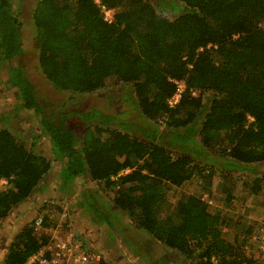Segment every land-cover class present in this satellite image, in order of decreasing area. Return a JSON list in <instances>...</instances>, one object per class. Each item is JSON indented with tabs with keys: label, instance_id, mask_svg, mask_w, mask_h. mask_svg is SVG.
Returning <instances> with one entry per match:
<instances>
[{
	"label": "trees",
	"instance_id": "16d2710c",
	"mask_svg": "<svg viewBox=\"0 0 264 264\" xmlns=\"http://www.w3.org/2000/svg\"><path fill=\"white\" fill-rule=\"evenodd\" d=\"M101 6L113 10L111 22ZM32 24L39 70L56 91L93 94L109 80L131 85L150 127L132 134L130 124L95 109L49 115L22 68L9 66L17 110L37 113L40 133L67 161L68 174L114 193L113 205L176 254L171 259L252 264L224 239V218L201 196L182 194L169 210L168 193L196 176L210 192L216 172L258 171L250 194L264 191V0H38ZM21 26L12 1L0 0V62L22 53ZM173 81L186 88L170 109ZM71 114L87 126L82 137L66 123ZM50 168L0 129V179L8 180L0 219L33 195ZM223 193L230 204L229 189ZM40 242L33 224L24 226L3 264H24Z\"/></svg>",
	"mask_w": 264,
	"mask_h": 264
},
{
	"label": "rangeland",
	"instance_id": "374dc122",
	"mask_svg": "<svg viewBox=\"0 0 264 264\" xmlns=\"http://www.w3.org/2000/svg\"><path fill=\"white\" fill-rule=\"evenodd\" d=\"M11 1L22 25V53L11 62H0V129L4 127L9 129L17 139L25 136L21 139L28 140V143L33 142L35 145L44 143L41 147V154L50 160L57 159V166L56 174L54 173L47 182L39 186L35 196L32 195L25 203L14 208L5 219H0V264H3L9 247L18 232L24 226L33 224L36 216L30 207L36 208L33 206L36 203L34 198L37 196L40 199L37 205L41 207V211L48 209V206L59 210V206L64 205L72 217L77 232L83 240L87 241V245L100 251L101 254L103 253V260L107 264H170L168 259L170 254L167 255L166 249H160L158 258L155 252L143 253L141 249H144L145 246L139 247V244H145L148 239H151V235L132 227L128 218L125 217L126 221H124L122 213L119 214L117 210L110 208L113 204L114 193L106 192L100 185H98L100 189L97 188V191L90 188V191L94 192L93 196L91 192L78 191L81 189V185L77 183L76 179H73L72 175L68 174L70 171L67 169V161L60 156L57 148L54 150L51 148V143L49 144L47 138L42 137L36 119L37 113L29 114L26 111L17 110V104L20 101L16 98L15 88L8 83L7 68L9 66L22 68L26 78L34 87L40 104L44 106V110L49 115H58L60 112L66 114L71 111L82 113L95 109L103 114L114 116L121 123L130 124L132 127L130 133L138 135L136 129L150 127L139 113L132 86H123L114 80H109L105 89L93 94L74 95L56 91L46 81L38 67V53L34 41L35 30L32 24V13L38 0ZM41 115L43 116V114ZM66 123L80 137L87 130L85 122L79 116L69 115ZM114 126L119 125L114 124ZM51 149L54 152H51ZM259 168L260 166H257V170ZM226 174L225 172L214 174L210 192L203 190L197 176L184 183L180 188L172 187L168 193L169 210L174 207L182 194L201 196L202 198L204 195L208 196L212 201V205H208L209 211L220 213L224 218L225 224L220 227L224 239L230 243L234 242L239 250L243 248L245 256L249 259L256 251L255 246L250 243L249 236L244 232L249 226L248 224L255 228L264 220V191H261L258 196L250 194V184L256 178L255 176L245 177L246 172L232 173L231 176H226ZM223 188L229 189L232 196L230 204L226 201V193H223ZM106 205L110 209L106 208L108 209L107 214L103 216L99 213V207H106ZM25 208V214L22 215L21 212ZM87 222L92 227L86 226ZM126 228L128 230L123 234V242L121 246H117L115 243L116 234L122 236L120 231ZM100 231L103 237L100 236ZM96 239L99 240L101 248L95 247ZM170 260L171 264H193L184 262L183 259L172 261L173 259L170 258Z\"/></svg>",
	"mask_w": 264,
	"mask_h": 264
},
{
	"label": "built area",
	"instance_id": "2783aa9c",
	"mask_svg": "<svg viewBox=\"0 0 264 264\" xmlns=\"http://www.w3.org/2000/svg\"><path fill=\"white\" fill-rule=\"evenodd\" d=\"M99 4V0H95ZM104 20L111 22L113 19V10H108L101 6ZM176 86L174 94L167 100L170 109L175 108L182 99L185 90L183 81H173ZM194 95H196L194 93ZM164 120H159L158 125L163 126ZM129 169L121 174L129 173ZM8 187L7 179H0V191ZM203 201L212 205L208 196H203ZM57 205V204H55ZM60 210L55 207L49 208L45 213L37 215L33 228L35 236L40 239V248L37 252L30 255L24 264H100L103 261V255L100 251L87 245L85 239L77 232L72 217L60 205ZM53 209V210H52ZM57 211H56V210ZM47 219V226H44V220ZM251 226V224H248ZM252 231L249 236L250 243L255 246L256 253L252 258V264H264V220L258 227L251 226ZM45 239L42 241V239Z\"/></svg>",
	"mask_w": 264,
	"mask_h": 264
},
{
	"label": "crops",
	"instance_id": "0c3cea01",
	"mask_svg": "<svg viewBox=\"0 0 264 264\" xmlns=\"http://www.w3.org/2000/svg\"><path fill=\"white\" fill-rule=\"evenodd\" d=\"M5 128V127H4ZM25 137V136H24ZM24 137H21V138H24ZM43 137V136H42ZM21 138H18L20 141H22V142H24V143H26V145H27V147L28 148H30L34 153H36V154H38V155H41V156H43V157H45L44 155H42L41 153H42V151H41V147L43 146V144H38V145H35L33 142H30V143H28V140H23V139H21ZM45 138V137H44ZM48 140V139H47ZM33 143V144H32ZM50 144V143H49ZM45 158H47V157H45ZM48 159V158H47ZM49 161H50V163H51V168H50V170H49V172L46 174V176L42 179V181H41V183H40V185L39 186H41L43 183H45V182H47L48 180H49V178H51V176H53V174L55 173L56 174V166H57V161H56V159H54V160H50V159H48ZM262 168H263V166H262ZM262 168H261V166H260V168H259V170L261 169L262 170ZM245 175V177H249V176H255V177H259V176H261L262 174L260 173V172H257L256 174H252V173H247L246 172V174H244ZM76 181H77V183L79 184V185H81V189L80 190H78L79 192H81L82 190H84L85 192H91L90 191V188L92 187V188H94L96 191H97V188H98V190L100 189L99 187H98V184L97 183H95V182H92L88 177H82V178H77L76 179ZM39 188V187H38ZM38 188H37V190L33 193V196H35V194H37L38 193ZM37 192V193H36ZM94 194V192H91V195H93ZM31 198V197H30ZM39 197L37 196L36 198H34V201L36 202L35 203V206H33V207H36V208H32V207H30V209L32 210L33 209V212H35V216H37V215H40V214H43V213H45L46 212V210H48L47 208L45 209V210H43V211H41L40 210V206L39 205H37V203L39 202ZM106 208H108V209H110V208H113V209H115V210H117V213H119V214H123V218H124V221H126L125 219L127 218L126 217V215H124V213L123 212H121L119 209H117L113 204L111 205V207L109 208V206L108 205H106V207L105 206H101V207H99V213L101 214V215H103V216H105L106 214H107V211H108V209H106ZM28 209V208H27ZM25 210H26V208L23 210V212H21V214L23 215V214H25ZM39 210H40V212H39ZM32 214V213H31ZM263 215V214H262ZM126 217V218H125ZM128 221L131 223V226L132 227H135L136 228V226L134 225V223H132L129 219H128ZM128 222V223H129ZM86 226H88V227H92V225H90L89 224V222H87L86 223ZM139 229V228H138ZM100 230H102V229H100ZM127 228L126 229H121V231H120V234H122V236H117L118 234H116V237H115V243L117 244V246H121V244H122V242H123V234H125V233H127ZM100 233V236L102 235V237H103V234L101 233V231L99 232ZM101 237V238H102ZM134 237V236H133ZM135 239V238H134ZM136 243H137V241H135ZM134 242V246H135V243ZM145 243V242H144ZM94 245H95V247H98V248H101L102 246H101V244H100V242H99V240H97L96 239V241L94 242ZM140 246L139 247H144L145 246V248L144 249H141L142 251H143V253H154L155 252V254H156V256H157V258L159 257V255H160V249H164L163 247H162V245H160V243L158 242V241H156L154 238H152L151 237V239H148V241H146V243L145 244H139ZM147 246V247H146ZM136 248V247H135ZM103 254V253H102ZM168 254H170L171 256L172 255H174L175 257H177L176 256V254H174L173 252H167V255ZM170 255H168V259H169V261H170V264L172 263L171 262V260H170V258H171V256ZM174 259H176V258H174ZM174 259L172 260V261H174ZM136 262V261H135ZM137 263V262H136ZM181 264V263H180Z\"/></svg>",
	"mask_w": 264,
	"mask_h": 264
},
{
	"label": "flooded vegetation",
	"instance_id": "af4514ba",
	"mask_svg": "<svg viewBox=\"0 0 264 264\" xmlns=\"http://www.w3.org/2000/svg\"><path fill=\"white\" fill-rule=\"evenodd\" d=\"M86 241V240H85ZM87 242V241H86Z\"/></svg>",
	"mask_w": 264,
	"mask_h": 264
}]
</instances>
